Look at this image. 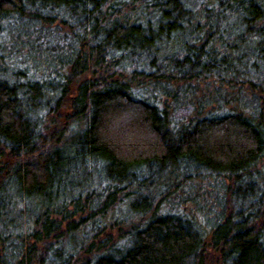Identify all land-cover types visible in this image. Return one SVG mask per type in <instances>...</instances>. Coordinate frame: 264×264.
<instances>
[{
    "label": "trees",
    "instance_id": "1",
    "mask_svg": "<svg viewBox=\"0 0 264 264\" xmlns=\"http://www.w3.org/2000/svg\"><path fill=\"white\" fill-rule=\"evenodd\" d=\"M0 264H264V0H0Z\"/></svg>",
    "mask_w": 264,
    "mask_h": 264
}]
</instances>
